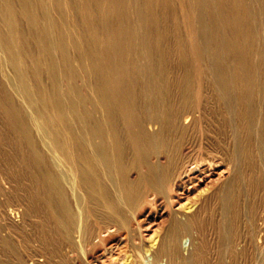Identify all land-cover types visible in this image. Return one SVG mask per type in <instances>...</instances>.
<instances>
[{"label": "bare ground", "instance_id": "bare-ground-1", "mask_svg": "<svg viewBox=\"0 0 264 264\" xmlns=\"http://www.w3.org/2000/svg\"><path fill=\"white\" fill-rule=\"evenodd\" d=\"M0 157V264H264V0H0Z\"/></svg>", "mask_w": 264, "mask_h": 264}, {"label": "rangeland", "instance_id": "rangeland-1", "mask_svg": "<svg viewBox=\"0 0 264 264\" xmlns=\"http://www.w3.org/2000/svg\"><path fill=\"white\" fill-rule=\"evenodd\" d=\"M6 139H8V137L6 138ZM10 142V141H9ZM4 145H5V148H8V147H10V146H8V145H10L8 142L5 144V143H3ZM3 145V146H4ZM187 147H190V148H196L192 143H189L188 144V146ZM4 147H3V149H5ZM6 150V149H5ZM8 151V150H7ZM14 151V150H13ZM12 152V151H11ZM204 152V151H203ZM206 152L207 151H205L204 153L206 154ZM15 153V152H14ZM14 153H12V155L14 154ZM203 153V158H201L200 160H205V161H208V160H212L213 159V157H214V160L215 161H217L218 160V158L217 157H215V154H213L212 155V153L210 154L209 152L207 153V155H205ZM15 155V154H14ZM13 155V157H15V158H17L18 156H14ZM1 158V157H0ZM14 158V159H15ZM19 159H20V157H19ZM2 162L3 161H1L0 162V164H2ZM3 164H4V162H3ZM1 167V166H0ZM1 169V168H0ZM1 172V171H0ZM205 225H206V223H204ZM203 226L202 225V227L201 228H205L206 226ZM206 229V228H205ZM204 229V230H205ZM111 243L110 242H107V244L106 243H104V245L102 244V248H103V250L105 251V252H107L109 255H111V253L113 254L114 253V249L112 248L113 246L112 245H110ZM107 245H110V246H107ZM105 247V248H104ZM127 247V250L125 249V253L123 254V255H120V257H119V255L117 256V255H115V264H125V262L124 263H122L123 261H128V259L129 260H132L133 261V263L135 262V257L133 256L134 254L132 253L133 251H132V247H131V245H128V246H126ZM111 250V251H110ZM133 254V255H132ZM114 256V255H113ZM117 256V257H116ZM124 256V257H123ZM204 257H205V255H203ZM202 256V257H203ZM207 257V256H206ZM204 258V259H206V260H209L208 258ZM117 258V259H116Z\"/></svg>", "mask_w": 264, "mask_h": 264}]
</instances>
